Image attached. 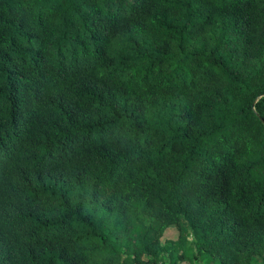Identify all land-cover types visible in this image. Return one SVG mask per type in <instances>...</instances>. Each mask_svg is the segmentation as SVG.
<instances>
[{
	"label": "trees",
	"instance_id": "trees-1",
	"mask_svg": "<svg viewBox=\"0 0 264 264\" xmlns=\"http://www.w3.org/2000/svg\"><path fill=\"white\" fill-rule=\"evenodd\" d=\"M202 259L264 264V0H0V264Z\"/></svg>",
	"mask_w": 264,
	"mask_h": 264
},
{
	"label": "rangeland",
	"instance_id": "rangeland-1",
	"mask_svg": "<svg viewBox=\"0 0 264 264\" xmlns=\"http://www.w3.org/2000/svg\"><path fill=\"white\" fill-rule=\"evenodd\" d=\"M173 232H174V233L171 232V235H172V236H176L177 233H176L175 231H173ZM165 236H166V235H165ZM193 247H194V245H193V239H192V237L190 236L189 239H188V241H187V248L191 250V253H192V254L195 253V249H194ZM191 259H192V258H191ZM180 264H190V261L187 260V261H185L184 263H180ZM197 264H207V263L204 261V259H202V260H199V261L197 262Z\"/></svg>",
	"mask_w": 264,
	"mask_h": 264
}]
</instances>
